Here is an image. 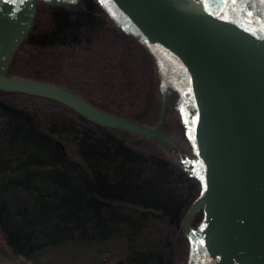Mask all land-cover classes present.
<instances>
[{
	"label": "trees",
	"instance_id": "16d2710c",
	"mask_svg": "<svg viewBox=\"0 0 264 264\" xmlns=\"http://www.w3.org/2000/svg\"><path fill=\"white\" fill-rule=\"evenodd\" d=\"M98 0H38L9 74L55 83L99 108L145 121L157 110V60L124 43ZM0 99V232L32 264H176L173 241L200 195L172 160L138 150L59 101ZM204 212L191 225L199 226Z\"/></svg>",
	"mask_w": 264,
	"mask_h": 264
},
{
	"label": "water",
	"instance_id": "95a60500",
	"mask_svg": "<svg viewBox=\"0 0 264 264\" xmlns=\"http://www.w3.org/2000/svg\"><path fill=\"white\" fill-rule=\"evenodd\" d=\"M25 1L0 0V14H16ZM98 1L197 107L195 168L203 190L182 222L195 236L191 222L204 212L194 264H264V0L249 8L241 0ZM0 90L59 101L112 131L149 132L55 83L0 71ZM0 105L27 115L39 131L31 112Z\"/></svg>",
	"mask_w": 264,
	"mask_h": 264
},
{
	"label": "rangeland",
	"instance_id": "374dc122",
	"mask_svg": "<svg viewBox=\"0 0 264 264\" xmlns=\"http://www.w3.org/2000/svg\"><path fill=\"white\" fill-rule=\"evenodd\" d=\"M34 8L38 0H30ZM46 1V0H45ZM245 8L252 6L253 0H241ZM55 5H64L67 7H74L75 3L67 2L66 0H52L47 1ZM35 14V13H34ZM108 22L118 29V32L124 41L127 43L131 36L119 23L115 21L112 15L106 14ZM32 21L18 41L14 51L10 55L9 61L6 67L0 68L2 73L8 72L9 63L12 57L28 34L32 24ZM157 89H158V106L154 115L145 121L136 122L140 126L147 128L148 133H140L137 131H131L119 126H115L113 130L126 140V142L135 149L143 151H151L164 156L179 167H181L188 176L197 184L200 189L199 199L202 195V176L195 168V164L198 161V153L195 147L194 141V127L195 121L198 115L197 107L192 98H186L181 90L180 85L176 79L167 77L161 64L157 62ZM187 116L191 120L188 121ZM202 222L199 226L193 227L195 236H191L189 231L185 229L182 223V228L173 241V248L176 256V264H194L192 250L193 242L200 237ZM247 259L244 264H247ZM0 264H32L23 256L16 255L7 245L2 233L0 232Z\"/></svg>",
	"mask_w": 264,
	"mask_h": 264
},
{
	"label": "bare ground",
	"instance_id": "6f19581e",
	"mask_svg": "<svg viewBox=\"0 0 264 264\" xmlns=\"http://www.w3.org/2000/svg\"><path fill=\"white\" fill-rule=\"evenodd\" d=\"M34 13V5L28 0L23 3L16 14L11 11L0 14V68L6 67L18 41L27 31ZM165 69L168 71L166 67Z\"/></svg>",
	"mask_w": 264,
	"mask_h": 264
},
{
	"label": "snow or ice",
	"instance_id": "6c2138e0",
	"mask_svg": "<svg viewBox=\"0 0 264 264\" xmlns=\"http://www.w3.org/2000/svg\"><path fill=\"white\" fill-rule=\"evenodd\" d=\"M232 2H235V0H232Z\"/></svg>",
	"mask_w": 264,
	"mask_h": 264
}]
</instances>
